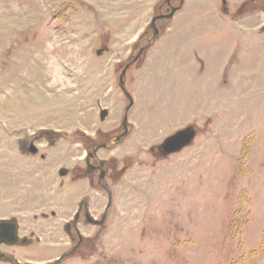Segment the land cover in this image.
<instances>
[{"label":"rangeland","instance_id":"obj_1","mask_svg":"<svg viewBox=\"0 0 264 264\" xmlns=\"http://www.w3.org/2000/svg\"><path fill=\"white\" fill-rule=\"evenodd\" d=\"M81 201L59 264H264V0H0V252L54 262Z\"/></svg>","mask_w":264,"mask_h":264},{"label":"water","instance_id":"obj_2","mask_svg":"<svg viewBox=\"0 0 264 264\" xmlns=\"http://www.w3.org/2000/svg\"><path fill=\"white\" fill-rule=\"evenodd\" d=\"M177 7H174L172 9L171 12L162 15H156L153 17L152 19V26L154 28L155 31V35L158 34L159 29L156 25V20L160 19V18H170L174 15V13L177 11ZM143 51V50H142ZM142 52H140L138 54V56L136 57V59L141 55ZM129 66V64H128ZM127 66V67H128ZM127 67L123 70L122 75L120 77V86L123 89V91L125 92L126 96L130 99V105L128 106L127 110L133 105V99L132 96L127 92L125 86H124V74L126 73ZM108 115V110L107 109H103L101 111V119H105V117ZM127 119L128 116L125 115L124 119H123V127H124V133L121 134L120 136L116 137V141H119L122 137H124L127 133H128V123H127ZM196 136V130L194 127L192 126H188L185 127L183 129H179L177 130L175 133L169 135L164 143H163V148L165 150V154H171V153H175L177 151H180L181 149H183L185 146L191 144L194 140ZM107 143L103 142L99 145H97L92 152H88V156H91L92 154H96L97 151L103 147H106ZM34 150H36L34 148ZM61 173L63 174L64 171L62 170ZM104 177V174L101 175V178ZM109 194V198H110V202L108 203V207L111 205L112 203V196H111V192L108 191ZM107 207V208H108ZM78 218V214L75 215L74 219H73V223H76ZM105 218H106V213L103 214L101 219H97L95 217L92 216L91 212L88 210L86 213V219L96 225H102L105 222ZM17 242H26V239L20 238L18 231H17V224L14 220L11 219H2L0 220V246L2 243H9V244H15ZM78 249V246L73 247L70 251L64 253L63 255H61L59 258H57L54 262L49 263V264H59L64 258H66L67 256L72 255L74 252H76V250ZM0 260H4V261H8L11 262L13 264H24L22 262H20L16 257L14 256H8L5 253L0 252Z\"/></svg>","mask_w":264,"mask_h":264},{"label":"flooded vegetation","instance_id":"obj_3","mask_svg":"<svg viewBox=\"0 0 264 264\" xmlns=\"http://www.w3.org/2000/svg\"><path fill=\"white\" fill-rule=\"evenodd\" d=\"M182 1V0H181ZM224 2H226V0H223ZM170 3V2H169ZM175 6H171L170 5V7L168 8V11H167V13H169V12H171L172 11V9L174 8ZM178 8V7H177ZM167 13H161V14H158V15H162V14H167ZM162 19H166V17H164V18H162ZM124 128V127H123ZM124 131L125 130H123L119 135H117V136H120L121 134H123L124 133ZM127 135V134H126ZM125 135V136H126ZM117 136H115L114 137V141L115 142H118V141H116L115 139H116V137ZM124 136V137H125ZM121 139H123V137L121 138ZM120 139V140H121ZM119 140V141H120ZM107 143V142H106ZM163 143L164 142H162L159 146H158V152L161 154V155H163V156H167V155H169V154H165V150H164V148H163ZM107 145V144H106ZM182 150V149H181ZM93 151V149L92 150H89L88 152H92ZM87 152V153H88ZM98 152V151H97ZM85 162H86V165H87V169H84L82 166L80 167V168H78L77 170L78 171H75L74 172V177H73V179L74 180H77V179H80V178H88V180H89V185H91V186H93V176L94 175H96V174H98V177L100 176V178H101V175L102 174H104V176L106 175V173H107V163L106 162H104V161H102L101 159H98L97 158V153L96 154H92L91 156H88V154H87V156H86V159H85ZM91 179V180H90ZM101 186L103 187V189H105V190H108V186L107 185H102L101 184ZM89 210V205L85 202V201H81L80 202V205H79V207H78V209L76 210V212H75V215L76 214H78V218H77V221H76V223H73V221H72V223H70L68 226H67V229H68V231L69 232H71L72 231V229L76 232V234L78 235V238H79V242H78V244H76V246H78L79 247V245L81 244V242H82V240H83V236H82V233H81V231H80V229H79V225L83 222V220L86 218V213H87V211ZM75 215H74V217H75ZM74 219V218H73ZM17 231H18V227H17ZM19 234V233H18ZM2 244H7V245H9V243H2ZM1 244V245H2ZM1 247V246H0Z\"/></svg>","mask_w":264,"mask_h":264}]
</instances>
